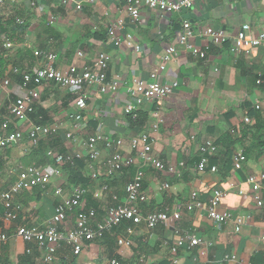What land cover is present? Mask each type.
Returning <instances> with one entry per match:
<instances>
[{
	"label": "crops",
	"instance_id": "crops-1",
	"mask_svg": "<svg viewBox=\"0 0 264 264\" xmlns=\"http://www.w3.org/2000/svg\"><path fill=\"white\" fill-rule=\"evenodd\" d=\"M62 1L17 0L0 8L6 31L0 32V42L3 44L8 39L12 45L6 54L8 69L0 78V121L8 118L10 126L15 128L9 110L24 90L20 88V76L11 69L33 72L45 65L46 61L35 57V52L55 55L53 66L61 70L69 66L97 68L98 56L106 55L109 58L105 71L107 81L118 77L119 87L115 93L105 94L87 86L78 91L86 95L87 106L77 131L68 117L74 110L76 91L52 83L32 81L31 87L39 92V100L27 124L43 122L44 126H56L58 144L40 139L48 143L47 154L79 153L89 172L92 171L91 178L92 174H99V183L95 180L86 195V205L88 195L98 203L99 220L110 207L125 202V188L140 163L136 160L134 166L108 178L104 145L99 144L102 152L99 160L90 164L85 142L96 134L114 141L119 139L123 142L122 152L134 157L136 152L131 151L130 140L146 134L138 149L146 147L150 155L172 171L158 172L143 165L141 193L146 201L135 205L142 214L179 212L180 218L168 228L158 226L151 231L144 224L135 226L125 221L107 232L102 240L85 242L82 253L76 257L72 256L70 246L62 242L51 263L56 259L54 264H62L60 259L65 258L67 264H110L111 261L116 264H219L233 256L225 264H264V207H256L245 182L249 175L264 173V123L257 110L253 109L256 116L247 114L249 106H264V47L234 56L228 45H215L203 36L205 29L222 31L229 39L239 31L251 37L258 35L264 31V0L195 1L190 9L170 14L142 7L137 20L129 16L123 0L94 3L72 0L67 4ZM185 23L189 24L190 32L187 42L203 50L204 59L187 55L178 44ZM11 24L21 29L13 28L12 33ZM113 27L114 34L109 35L108 30ZM127 35L132 38L131 45L126 42ZM135 46L139 47L138 51ZM167 48L174 49L175 53L163 64L161 56ZM152 75L160 84H176V87L165 98L140 106L137 111L145 119L135 125L123 113L125 106L132 102L128 88L133 79L146 82ZM5 80L9 82L7 86L3 85ZM258 80L260 84H256ZM227 113H232V117H225ZM155 124H158L156 130ZM69 132L73 137L67 139ZM225 135L228 141H224ZM205 142H212L216 147L213 157L207 161V165L216 167L214 173L209 171L210 167L205 172L196 171L201 159L199 148ZM229 151L233 153L232 160L242 155L245 161L238 167L233 163L228 167L225 161ZM43 156L42 151L35 152L26 138L0 150V189L14 182L19 169L37 166L43 161L46 164L39 167L51 165L47 155L46 160ZM66 180L67 176L62 173L53 177L45 189L36 188L17 196L14 203L18 222L0 218V231L9 234L15 226H44L61 200L55 194L57 188L62 186L64 197L69 195L70 188L64 186ZM102 186L107 187V192L100 191ZM98 189L99 198H96ZM214 191L224 193L220 210L228 211L233 218H248L240 232H235L233 218L221 229L208 219L207 207ZM193 192L197 193L202 209L186 211ZM72 225L73 217L66 222V228ZM127 229H132L131 235ZM188 236L201 239L203 244L189 247L184 244ZM119 237L128 239L131 245L118 246ZM6 246L9 264H16L27 245L10 232ZM29 248L37 252L35 246ZM39 253L35 264L43 263ZM4 258L0 248V264H4Z\"/></svg>",
	"mask_w": 264,
	"mask_h": 264
},
{
	"label": "built area",
	"instance_id": "built-area-1",
	"mask_svg": "<svg viewBox=\"0 0 264 264\" xmlns=\"http://www.w3.org/2000/svg\"><path fill=\"white\" fill-rule=\"evenodd\" d=\"M17 0H0V8H3L6 4L15 3ZM72 0H63V4H67ZM87 3H94L96 0H83ZM127 8L129 16L133 20L139 18V12L142 7L150 10L158 11L162 14H170L181 10L190 9L195 1L203 0H123ZM80 5L77 3V8ZM4 14L0 12V24L3 22ZM121 24V23H120ZM114 28L108 30L109 35H113ZM189 24L183 25V32L178 37L177 42L183 47L186 54L199 59H204L206 54L200 48L190 45L187 42V38L190 36L188 31ZM203 36L212 40L215 45H224L232 40L229 52L236 56L240 53H248L252 48L264 47V31H261L258 35L251 37L246 35L243 31H239L232 39H229L224 35L222 31L205 29ZM126 42L131 45L132 38L130 35L126 36ZM3 47L7 50L12 48V45L8 39L3 40ZM135 51L139 50V47H134ZM175 53L172 48H167L161 56L162 63H166L171 60ZM35 57H41L46 61L45 65H42L35 69L33 72H20L18 68H12L13 74H17L21 77L20 88L24 91L21 95L17 96L12 107L9 110V116L15 125L13 130H9L11 121L8 118L3 119L0 122V150L7 149L19 141L26 138L30 141L33 147H36L41 138L45 139L48 135L55 133L56 126H44V125H28V118L30 114L34 113L35 107L39 100V92L31 87L32 81L40 83H52L55 86L61 88L71 89L76 91L77 97L74 100V110L68 115L69 121L75 123L74 131L78 130V124L82 121V113L86 109L87 98L86 95L80 94L78 91L83 87L94 88L99 93H115L119 87L118 77L113 78L111 81H107L105 74L107 68V62L109 58L106 55L98 56L97 68H91L83 66L78 68L77 66H69L66 70H61L53 66L56 60L55 55L48 53H34ZM162 66H160L161 68ZM150 81H142L140 79H133L132 85L128 88V94L132 98V102L125 106L123 113L125 116L133 115L140 106L145 103H152L155 100H160L173 93V89L176 84H160L155 79V75L151 76ZM258 80L256 84H260ZM9 82L3 81V85L7 86ZM254 109L261 114V120L264 123V106L255 104ZM159 124V123H158ZM158 124L153 126V129L158 128ZM73 137V133L66 134V138ZM146 138V134H142L138 138L130 140L129 147L131 151L136 152V156L125 155L122 152L123 142L122 140H110L101 134H96L87 139L85 142V150L88 157L92 161L99 160L101 151L99 150V144H103L105 149L110 151V155L106 159L105 175L108 178L116 176L123 169L129 168L135 165L136 160L140 163L139 168L135 171L132 180L127 184L125 188L126 200L124 203L110 207L103 219L99 220L95 210H86V189L80 186L70 187L69 195L64 197V190L62 186L58 187L55 191L56 196L61 197L53 211L51 219L44 226H17L14 230V236L20 239L25 245L35 246V248L42 253V262L44 264H50L55 258V253L60 246V243L65 242L70 246L73 256H79L83 251L85 242L100 241L103 239L105 233L110 232L113 228L120 226L123 222L128 221L133 225L144 224L147 230H154L156 227L161 226L168 228L173 222L178 221L180 213L175 212L172 215H168L164 212H152L142 214V212L135 205L136 203H143L146 201V197L141 193L143 182V171L141 167L148 165L158 172H171L172 169L165 166L157 157L148 153V149L143 147L138 149L141 140ZM216 147L212 142H205L199 148L200 162L196 167L197 172L207 171V157L214 155ZM53 162L56 164L72 163L74 158H80L81 155H61L53 152L47 154ZM245 158L242 155L233 157V166L238 167L240 163L244 162ZM182 166V165H181ZM209 171L216 172V167L212 166ZM61 174L59 167H53L48 165L46 168L28 166L23 169H19L15 175L14 182L6 189H0V206L3 208L1 219L6 222H13L16 220V208L15 199L21 193L32 190L35 187H46L53 177ZM98 174V173H97ZM92 174V178L96 179L99 174ZM246 184L249 186L252 193L253 201L256 207H264V173L259 175H249L246 180ZM101 192H107V187L102 186ZM224 197V193L221 191H214L207 207V217L215 225L217 229H221L232 220V215L228 211L220 210L219 205ZM96 198H99V189L96 194ZM116 199V197H113ZM190 202L186 205V211H193L195 209H202V203L198 199L197 193L193 192L190 195ZM73 217L72 227L66 228V222ZM247 217H234L235 232L238 233L241 227L246 223ZM129 235L132 234V229H127ZM186 242L189 247H197L203 244L201 239L195 236L186 237ZM262 239L264 240V231L262 233ZM8 236L0 231V246L6 244ZM117 245L129 247L131 242L125 238H117ZM176 249L173 248L172 252ZM27 253L31 252V249L26 250ZM234 259L233 256L226 257L219 264H225L226 260ZM110 264H116L115 261H111Z\"/></svg>",
	"mask_w": 264,
	"mask_h": 264
},
{
	"label": "trees",
	"instance_id": "trees-1",
	"mask_svg": "<svg viewBox=\"0 0 264 264\" xmlns=\"http://www.w3.org/2000/svg\"><path fill=\"white\" fill-rule=\"evenodd\" d=\"M7 24V23H6ZM4 26H5V23H1L0 24V32H6L5 29H4ZM3 27V28H2ZM12 27V28H11ZM9 28L10 30L15 28V29H21L18 25L14 26V24H11V26L9 25ZM12 31V30H11ZM15 32L14 30L12 31V33ZM225 45H228V50H229V47L230 45L227 43V44H224L223 46ZM11 51V49L7 50L3 47V44L2 42H0V78H3V74L5 73V71H7L8 69V65H7V62H6V54ZM21 78V77H20ZM254 108H250L247 107V114L250 115L249 117L251 116H256V112L253 111ZM32 115V114H30ZM128 119L135 125H140L142 121H144L145 119V115L142 114L140 111H137L135 112L133 115H129L127 116ZM225 117H232V113H227V115H225ZM1 122V121H0ZM36 125H43L44 123L43 122H40V123H35ZM9 130H13V127H9ZM56 135L55 133H52L51 135H48L44 140H49L50 143H53L54 141L56 142V144L59 143L58 140H56L57 138H55ZM229 137L227 135H225L224 137V141L227 139V141L229 140L228 139ZM44 140H40L37 144V146L35 147V152H39V151H42L44 159L46 160L47 158L50 159V157L47 156L46 158V155H47V150H46V144H48L47 142H44ZM105 148V147H104ZM228 148V147H227ZM99 150L101 151V149L99 148ZM105 151L107 152V156H106V159L108 158V156L110 155V151L105 149ZM61 154V153H59ZM78 154V153H76ZM102 152L100 153V156H101ZM61 155H68V154H61ZM232 151H229L226 153V156H227V160L225 161L226 165L229 167L230 165H232ZM99 156V157H100ZM213 157V156H211ZM211 157H207V161L211 159ZM89 158V157H88ZM87 158V159H88ZM90 159V158H89ZM88 159V160H89ZM90 161V164H93V163H96V161H92L91 159L89 160ZM212 163V162H210ZM41 164L45 165L46 162L43 161L41 162ZM39 163V165H41ZM51 166L53 167H59L60 168V171H61V174L63 173V175L65 174V176H67V180L66 182L64 183V186L65 188H70V187H75V186H80L81 188L83 189H86V191H89L88 189H91L93 188L94 184L96 183L95 180L99 183V177L96 178V179H92L91 178V172H89L90 169L87 168L85 162H84V158H82V156L78 159V158H74L72 163H66V164H63V163H60V164H56L55 162H53V160H51ZM207 164H209V162H207ZM39 165H37L36 167H39ZM105 167H106V160H105ZM207 167H212V166H209L207 165ZM93 169V167L91 168V170ZM36 188H42V187H35L33 189H36ZM32 189V190H33ZM45 189V187H44ZM32 190H28V191H25V192H29V191H32ZM92 195H88V199H89V202L87 200V205H86V210H90V209H93L95 210L96 212H99L98 211V203L93 201L92 200ZM59 202V201H58ZM3 213V208L0 206V217ZM18 222V216L16 217V220L13 221V222ZM17 227V226H15ZM15 227H13L12 229H10L11 231L10 232H14L15 230ZM115 229V228H113ZM112 229V230H113ZM9 232V234H10ZM9 234H6L7 236H9ZM106 235V233L104 234V236ZM103 236V238H104ZM7 243L6 244H3L0 246L2 252H3V255H4V264H9V259L6 255V251H7ZM31 247L29 245L25 246V251L23 252L22 255L18 256L17 257V263L16 264H35V260H37L36 258H39V251L37 250V252L35 250H31L30 253H27L26 250ZM73 256V255H72ZM58 258V256H57ZM56 260V259H55ZM54 260V261H55ZM62 264H67V261L66 259H60ZM72 260V259H71ZM54 261L51 263V264H54ZM72 263V262H71ZM69 263V264H71ZM37 264V263H36ZM40 264H43L40 262Z\"/></svg>",
	"mask_w": 264,
	"mask_h": 264
}]
</instances>
